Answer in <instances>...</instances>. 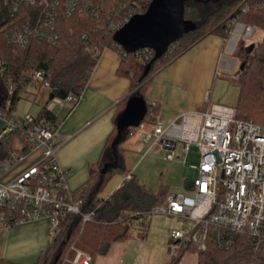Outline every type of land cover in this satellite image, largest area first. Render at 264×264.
<instances>
[{
  "label": "trees",
  "instance_id": "16d2710c",
  "mask_svg": "<svg viewBox=\"0 0 264 264\" xmlns=\"http://www.w3.org/2000/svg\"><path fill=\"white\" fill-rule=\"evenodd\" d=\"M12 1L0 0V83L6 90L5 98L0 102V112L12 117L21 99L18 95L27 85L34 84L39 90L49 87L51 101L65 99L69 94L82 95L100 54L105 49H115L121 56L119 73L130 79L132 91L140 86L131 96L144 97L149 104L145 121L152 123L159 115V105L146 96L151 80H145L150 75L174 63L210 35L221 36L227 42L237 24L264 32V0H190L185 6V19L197 23L198 28L174 43L160 60L153 62V51L145 49L126 54L113 39L117 31L114 27L124 25L126 20L136 14L145 13L153 0H83L72 14L62 4L57 9L55 31L52 32L58 35V40L50 42L31 36L25 45L15 42L13 33L22 32V24L28 19L35 26L41 9L32 7L23 18L19 15L13 17L10 13ZM233 20L235 22L232 24ZM240 44L235 50V57L245 63L240 68L236 83L239 88L238 101L234 106L236 117L244 121L253 120L264 126V36L262 43L249 51L240 47ZM149 65L150 72L144 76ZM37 72L45 73L42 81L33 80L32 75ZM10 82L16 84V96L12 98L10 108H7ZM128 99L118 110L114 129L100 160L91 169L89 180L77 190L83 195L84 212L93 213L92 220L84 224L81 217L69 215L58 235L35 264H73L76 249L91 255L93 261L106 256L115 243L128 240L135 219L145 218L165 201L168 189L161 187L158 192L148 189L125 166L127 150L123 146L138 132V128H126L119 143L114 146L120 136L118 122ZM37 120L55 122L56 117L44 106ZM17 138L24 142L17 133L0 142V161L17 151ZM118 172L125 176L132 174V179L115 190L109 198H102L104 187ZM149 223H142V229L139 230L141 237L146 236ZM230 238L233 244L226 250L209 243L207 251L199 252L189 244L168 264H180L187 251L198 254V264H251L260 260L259 264H264V257L247 236L233 233ZM0 264L15 263L0 256Z\"/></svg>",
  "mask_w": 264,
  "mask_h": 264
},
{
  "label": "built area",
  "instance_id": "2783aa9c",
  "mask_svg": "<svg viewBox=\"0 0 264 264\" xmlns=\"http://www.w3.org/2000/svg\"><path fill=\"white\" fill-rule=\"evenodd\" d=\"M82 1H12L10 13L13 17L23 18L32 7L41 9L35 26L28 19L22 24V32L13 33V40L25 45L28 37L33 36L55 42L58 35L52 32L55 31L58 7L63 4L72 14ZM124 25L114 29L118 31ZM44 75V72H37L32 78L39 82ZM7 94L6 106L10 108L12 98L16 96L15 83L10 82ZM209 95L206 93V102H210ZM81 100L82 95L76 94L58 100L55 122L38 121L37 115L33 114L12 117L0 112L4 123L0 142L16 133L24 139L21 151H14L0 161L2 230H14L25 223L45 219L49 221L53 239L69 215L81 217L84 224L92 220L93 213L83 210L82 192L69 189L68 172L57 158L64 142L59 133L62 121ZM138 131L144 132L148 142L145 153L160 145L171 152L170 160L177 159L186 164L192 146H196L200 162L194 167L199 174L185 192H169L165 201L149 215L135 219L131 230H141L142 223H148L154 215L181 218L187 230L172 232V257L185 243L199 252L207 251L209 243L222 250L229 249L233 244L230 238L233 233L247 236L264 257V126L253 120L237 119L234 106L214 103L205 110L184 112L166 123L160 115L152 123L144 120ZM131 179L132 174H128L123 184ZM74 254L73 264H93L92 256L85 251L76 249Z\"/></svg>",
  "mask_w": 264,
  "mask_h": 264
},
{
  "label": "crops",
  "instance_id": "0c3cea01",
  "mask_svg": "<svg viewBox=\"0 0 264 264\" xmlns=\"http://www.w3.org/2000/svg\"><path fill=\"white\" fill-rule=\"evenodd\" d=\"M248 29L242 24L236 25L227 42L221 36L210 35L174 63L159 70L152 76L147 91L149 97L147 98L150 101L158 103L159 115L165 123L184 112L205 110L209 106V103L205 99L206 93H210L209 90L220 73H231L233 71L235 59L230 57V55L235 51L239 41L245 35L252 34L253 30L246 34ZM109 51L104 50L100 55L98 63L84 88L80 104L62 121L59 131L60 138L64 141L59 150L64 148L65 152V154L64 152L61 153L63 157L59 158L60 163L69 167H79L78 163H74L73 160L69 161L65 155L67 153L70 155L74 154L75 159L76 156L75 153H72V150H76L82 144L84 145L83 142L86 138L96 133L102 126H105V136L103 137L105 138V142L94 163H88L87 169L89 174L91 173V169L100 160L107 140L114 129V121L118 110L121 109L124 101L133 93L130 79L119 73L121 63L119 52L114 49H110ZM26 90L33 96V102H37L40 99V102L38 100L40 110L42 107L47 106L51 112H58V99L50 100V89H47L44 96L40 94L42 90L37 89L34 84L27 85L23 93ZM5 93L6 90H4L3 85L0 83V102L5 98ZM20 98L23 99V96L21 95ZM209 100L212 102L211 93ZM39 112L36 114L28 112L27 114L36 116ZM83 167L84 165H81L79 168ZM67 172L69 175L70 170ZM123 181L118 188L122 186ZM190 182L187 183L186 189ZM77 190L79 189L74 191ZM18 228L10 231L0 228L1 257L7 259L10 256L8 244L6 243L7 240L19 239L23 236V232L18 230ZM150 231V223L145 237L139 235L140 231L131 230L128 240L115 243L106 256L96 258L93 264H168L172 259L169 247L171 243L170 239L164 243V247L162 246L160 251H157L155 248L151 249L149 248ZM188 245L185 243L182 246L185 248ZM44 246L41 250H43ZM41 250L30 249L27 251V255L33 256L34 253H38ZM198 263L199 256L192 251H187L180 262V264Z\"/></svg>",
  "mask_w": 264,
  "mask_h": 264
},
{
  "label": "rangeland",
  "instance_id": "374dc122",
  "mask_svg": "<svg viewBox=\"0 0 264 264\" xmlns=\"http://www.w3.org/2000/svg\"><path fill=\"white\" fill-rule=\"evenodd\" d=\"M252 30V34H248L249 31ZM246 34H248V37L245 35V37L241 39L237 45L239 46L241 43L240 47L245 50L249 51L251 46H259L263 41L264 32L260 29L249 28ZM105 50L110 52V49ZM230 57L235 59L233 71H231V73H220L219 77L216 78L209 90L212 97V102H207L209 105L220 103L228 106H236L237 104L239 88L236 83L238 82L240 68L245 62L235 57V51L230 55ZM151 78L152 75H150L145 82H150ZM138 87L134 89V91H136ZM46 92L47 89L45 88L40 91V94L44 96ZM22 93L21 95L23 96V99H21L17 104L14 115L26 116L28 112L33 114L38 113L40 110V99H38L39 102L38 100L37 102H33V96L30 95L27 90L23 94ZM147 97H149L148 94ZM3 124V121L0 119L1 131ZM104 127L105 126H102L96 133L86 138L83 142L84 145L82 144L76 148V150H72V153H75V159L73 156L74 154L70 155L67 153L65 155V157H68L69 161L73 160L74 163H78V165H80L79 167L84 165L83 168L69 167L60 163L65 171L70 170V174L67 177V184L69 189L73 192H76L74 190L80 189L89 180L90 174L87 169V165L91 162L94 163L101 151L103 143L105 142V138H103L105 136ZM147 143L148 142L145 139L144 132L138 131L127 143L124 144L123 147L127 150L124 156L127 170H132L133 174L137 177L140 183L154 192H158L161 187L168 189V192H185L187 183L194 180L199 174L198 170L194 168L197 167L200 162L199 149L196 146H192L191 151L187 156L186 164H184L181 160H170L168 157L171 152L164 149L160 145H155L152 149L145 153ZM23 147V142L17 138L15 149L21 151ZM62 152H64V148L57 152L59 162V158L61 156L63 157V155H61ZM124 179L125 175L123 173H115L104 187L101 197L107 198L111 195ZM150 225L151 231L149 234V248H155L157 251L162 249V246L167 240L170 239L171 241L170 236L173 230H187V225L184 220L164 215L152 216ZM18 230L23 232V236L19 239H9V241L7 240L6 242L8 244V253L10 255L7 259L15 264H35L43 251H45L52 242L49 221L43 219L28 222L21 225ZM43 246L44 248L41 250ZM30 249H38L41 251L34 253L33 256H30L27 255V251ZM178 253L177 255H179Z\"/></svg>",
  "mask_w": 264,
  "mask_h": 264
},
{
  "label": "water",
  "instance_id": "95a60500",
  "mask_svg": "<svg viewBox=\"0 0 264 264\" xmlns=\"http://www.w3.org/2000/svg\"><path fill=\"white\" fill-rule=\"evenodd\" d=\"M190 0H153L147 11L136 14L116 33L114 41L126 54H134L141 50L154 52L153 62L160 60L170 47L183 38L186 34L198 28L197 23L185 19V6ZM251 46L250 49H252ZM149 65L144 76L150 72ZM149 104L144 97L131 96L119 122V138L115 141L117 145L121 134L126 128H138L145 120Z\"/></svg>",
  "mask_w": 264,
  "mask_h": 264
}]
</instances>
